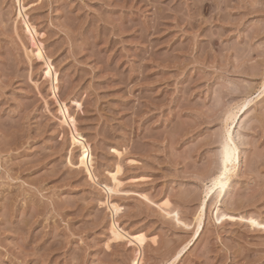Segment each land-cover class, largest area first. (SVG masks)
<instances>
[{
  "label": "rangeland",
  "instance_id": "1",
  "mask_svg": "<svg viewBox=\"0 0 264 264\" xmlns=\"http://www.w3.org/2000/svg\"><path fill=\"white\" fill-rule=\"evenodd\" d=\"M24 5L57 69L58 98L91 143L96 178L71 153L44 60L27 54L17 0H0V264H133L136 247L110 240L103 183L117 165L116 220L154 236L143 264H264V230L214 214L217 203L264 220V0ZM232 111L236 170L193 238L199 203L226 168ZM165 197L191 226L161 213Z\"/></svg>",
  "mask_w": 264,
  "mask_h": 264
},
{
  "label": "bare ground",
  "instance_id": "2",
  "mask_svg": "<svg viewBox=\"0 0 264 264\" xmlns=\"http://www.w3.org/2000/svg\"><path fill=\"white\" fill-rule=\"evenodd\" d=\"M17 2H18L19 7H20V9L17 8V13H16L17 19L18 18H23V22H24V25H25V31L28 33L29 39H30L31 44L33 46L32 50H31V47H30V51L28 49H27V51L25 49L24 50L26 51V53L29 51L27 53L28 56L32 55L31 57H33V58L35 57V58L44 60V63H45V71H44L45 77L46 78H51L50 80H52V83H51V85H52L51 89L52 90L51 91H52L53 97L55 98L57 104L59 102V105H60V107H59L60 109L59 110H60L61 114H63V117H62L63 119L60 120V122H62V124L67 125L70 128V132H71L70 133V144L72 146L71 153L73 152L74 149L78 148V150H79L78 162H79L81 167H83V168H85L87 170L88 176L91 179L94 180V178H96V177H94V175H93L94 173L92 171L93 158L94 157H93L91 143L89 142L87 137L79 130V128L77 126V120H76L75 116L73 114H71L72 111H69V107H68L67 103L65 101H61L60 98H58L59 94L57 95V92H58V87H59L58 86L59 78H58L57 69L55 68L51 58L45 54L43 43L39 40V36L41 35V33L38 31L37 27L31 21H29V19L27 17V14H26L27 6L24 5V0H17ZM17 19H15V20H17ZM15 24H17V22H15ZM16 27L17 26L15 25V28ZM16 29H18V28H16ZM16 31L19 33L18 30H16ZM27 54H26V56H27ZM37 54H39V55H37ZM31 57H29V58L27 57V58L31 59ZM50 96H52V95H50ZM73 102H75V101H73ZM76 103H78V102L76 101ZM47 105H49V103H46V107H48ZM48 110H49V107H48ZM236 116H237L236 112H233V111L229 112L228 121L229 120H231V121L235 120ZM116 151H117L118 154L121 155V152L119 150H116ZM237 151H238V149H237L236 146H231L229 148V162L226 165V170L223 171L220 175H218L216 177L215 181L213 182V184L210 187H208L207 191L205 190L206 191L205 198L203 200L201 199L202 201H201V203H199L200 204L199 205V210L197 209L198 210L197 214L194 216V218L192 217L194 219V223L196 225V229H194V235L192 236L193 238L197 237V235H198V233H199V231L201 229V226H202L203 220H204V216H205L206 211H207L206 209H207V206L209 204L208 203L209 200H211V198L214 197L215 200L211 204V205H214L217 198L219 200V197H221L222 195H225V193H226V191L228 189L227 188L228 182L231 179V177H232V175L234 173V170H236V161L238 159ZM69 162L71 164L74 163L73 160L71 159V157L69 159ZM121 170H123L121 165H117L116 171L112 172V174L110 175L111 178H112V180H110V181H111V183L112 182L113 183L112 184H107L106 182H104L105 183V184L103 183L104 186L102 185L103 189L107 192L106 194L108 195V196L106 195L108 197V198L106 197L108 200L107 201L105 200L106 206L108 204L107 208H109L111 210L112 217H113V220H112L111 226H110V240L111 241H121V240H125L126 241L127 240V242L130 245L136 247V249H135L136 250V255H135V259L133 260V264H143V260H144L143 252H144L145 244H146V242H147L149 237L152 240V238H154V236H149L148 237L147 236L148 234H146L145 232H142V231H138V232L133 231V232H131V230L129 231V229L126 230L125 227H124L125 228L124 229L122 227V225L120 226L119 222L116 220V217L118 216V213L121 210V206L119 205L118 202H116V201L113 202V201L110 200L113 197V195H115V194L120 192L119 187L121 186V188H122V183L124 181L121 180V178L120 179L118 178L119 173L122 172ZM95 181L97 182L98 180L95 179ZM220 185H223V187L221 188ZM126 190L128 192L129 189H125V190H122V191H126ZM143 195H145V197H146V193L143 194ZM147 198H148V196H147ZM168 198L166 199V197H165L164 200L158 202L159 203L158 204L159 207H158V205H156L157 203L155 201H152V202H154V204L156 203L155 205L159 209L161 208L163 210V211L160 210L161 213L165 212L166 215H168L170 218H172V220H175L176 223L182 224L185 227L191 226L192 223L189 224L188 222H186L185 220L182 219L179 211L176 208L172 207V205H171V203H173L172 200L170 201V199H168ZM178 209H180V208H178ZM240 213L239 214H235L233 212L223 211V210H221L219 204L216 203V205H215L214 214H215V217H216L217 221L223 222L224 220L234 221V220H237V219H241V220L247 221L251 225L252 228L253 227H257V228H260V229L264 230V220H260L258 217H256L257 215L254 216V215H249L248 214V216H245V215L240 214ZM164 217H167V216L164 215ZM193 238H192V240H193ZM153 240H154V242H156L157 239H153ZM187 246H189V245H187ZM177 249L179 250V248H177ZM177 249H176V251H177ZM182 250L184 251V249H181L178 252H176L174 258L171 257L172 260L179 258L180 255L182 254ZM177 260H175V261H177Z\"/></svg>",
  "mask_w": 264,
  "mask_h": 264
},
{
  "label": "snow or ice",
  "instance_id": "3",
  "mask_svg": "<svg viewBox=\"0 0 264 264\" xmlns=\"http://www.w3.org/2000/svg\"><path fill=\"white\" fill-rule=\"evenodd\" d=\"M39 55V54H37ZM246 106V105H245ZM225 127H224V164L227 165L229 162V148L232 146V139H233V131L229 127H227L229 121L225 120ZM226 170V168H225ZM222 188L223 185H220Z\"/></svg>",
  "mask_w": 264,
  "mask_h": 264
}]
</instances>
